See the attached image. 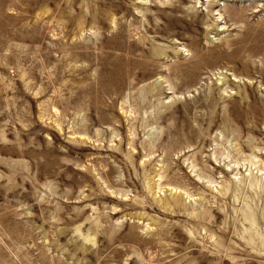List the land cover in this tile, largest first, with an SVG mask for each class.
<instances>
[{
  "label": "rangeland",
  "instance_id": "374dc122",
  "mask_svg": "<svg viewBox=\"0 0 264 264\" xmlns=\"http://www.w3.org/2000/svg\"><path fill=\"white\" fill-rule=\"evenodd\" d=\"M0 264H264V0H0Z\"/></svg>",
  "mask_w": 264,
  "mask_h": 264
},
{
  "label": "bare ground",
  "instance_id": "6f19581e",
  "mask_svg": "<svg viewBox=\"0 0 264 264\" xmlns=\"http://www.w3.org/2000/svg\"><path fill=\"white\" fill-rule=\"evenodd\" d=\"M262 179V178H261ZM254 185H256V186H258L259 185V183H258V180H256V181H254ZM223 189V188H222ZM218 190V189H217ZM173 192V191H172ZM177 195H179V194H177ZM219 196V195H218ZM170 202V201H169ZM179 202V199H178V196L177 197H175L172 201H171V203H169V204H174V205H176V203H178ZM182 202V201H181ZM166 204H168V203H166ZM247 215V214H246ZM248 217V216H247Z\"/></svg>",
  "mask_w": 264,
  "mask_h": 264
}]
</instances>
